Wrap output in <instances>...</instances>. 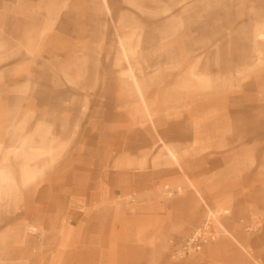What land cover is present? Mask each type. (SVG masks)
<instances>
[{
    "label": "crops",
    "instance_id": "crops-1",
    "mask_svg": "<svg viewBox=\"0 0 264 264\" xmlns=\"http://www.w3.org/2000/svg\"><path fill=\"white\" fill-rule=\"evenodd\" d=\"M23 1L0 0L2 62L7 47L13 57L27 49L7 33L19 30L18 20L29 30L40 17V31L47 32L62 0H36L49 7L31 10L21 8ZM6 18L14 22L5 25ZM260 44L224 57L216 47L204 53L195 47L189 58L161 62L165 67L145 80L171 81L138 93L128 82L125 108L111 111L90 135L80 120L38 118L37 106L23 105L27 89L5 84L7 72L16 81L24 68L0 69V264L264 260ZM169 47L174 42L153 50ZM180 62L189 68L170 70ZM80 76L63 74L72 84ZM202 227L200 250L177 253Z\"/></svg>",
    "mask_w": 264,
    "mask_h": 264
},
{
    "label": "rangeland",
    "instance_id": "rangeland-1",
    "mask_svg": "<svg viewBox=\"0 0 264 264\" xmlns=\"http://www.w3.org/2000/svg\"><path fill=\"white\" fill-rule=\"evenodd\" d=\"M37 6L49 3L21 4L30 10ZM53 18L47 32L40 31V17L31 20L29 30L18 20L19 30L7 33L27 49L20 48L13 57L7 47L0 69L24 68L16 81L7 72L5 84L27 89L23 105L37 106L38 118L59 124L80 120L86 135L108 120L111 111L125 108L128 82L137 93L138 88L152 90L169 83L163 78L145 80L165 67L161 62L189 58L195 47L203 53L216 47L218 56H237L245 49L249 52L254 42H264V0H62L53 6ZM13 22L6 18L5 25ZM167 41L175 47L162 54L153 50ZM170 68L186 71L189 65L180 62ZM78 71L84 77L75 84L63 77ZM67 105L69 111L63 108ZM28 114L23 112V118Z\"/></svg>",
    "mask_w": 264,
    "mask_h": 264
},
{
    "label": "built area",
    "instance_id": "built-area-1",
    "mask_svg": "<svg viewBox=\"0 0 264 264\" xmlns=\"http://www.w3.org/2000/svg\"><path fill=\"white\" fill-rule=\"evenodd\" d=\"M205 230L204 227L197 229L183 244L179 247L180 249L176 252L183 255L190 252L199 251L201 248L202 241L204 239ZM254 264H264V260L254 259Z\"/></svg>",
    "mask_w": 264,
    "mask_h": 264
}]
</instances>
